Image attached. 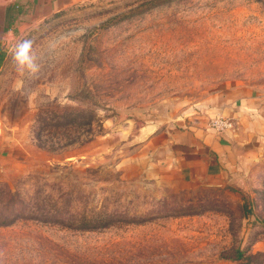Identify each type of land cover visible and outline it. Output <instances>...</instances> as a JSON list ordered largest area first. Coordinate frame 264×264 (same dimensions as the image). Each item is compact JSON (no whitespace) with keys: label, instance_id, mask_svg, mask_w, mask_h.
I'll use <instances>...</instances> for the list:
<instances>
[{"label":"rangeland","instance_id":"374dc122","mask_svg":"<svg viewBox=\"0 0 264 264\" xmlns=\"http://www.w3.org/2000/svg\"><path fill=\"white\" fill-rule=\"evenodd\" d=\"M241 87L264 101V0H102L31 29L0 70V264H264V145L186 187L142 146Z\"/></svg>","mask_w":264,"mask_h":264},{"label":"crops","instance_id":"0c3cea01","mask_svg":"<svg viewBox=\"0 0 264 264\" xmlns=\"http://www.w3.org/2000/svg\"><path fill=\"white\" fill-rule=\"evenodd\" d=\"M100 1L0 0V70L8 51L31 29L60 13ZM222 112L188 129H156L142 146L149 151L148 159L158 166L159 179L186 187L203 179L225 177L255 147L264 145L263 99L246 87L236 88ZM218 114L232 121L230 130L218 133L208 126Z\"/></svg>","mask_w":264,"mask_h":264},{"label":"clouds","instance_id":"9594fccd","mask_svg":"<svg viewBox=\"0 0 264 264\" xmlns=\"http://www.w3.org/2000/svg\"><path fill=\"white\" fill-rule=\"evenodd\" d=\"M31 42L28 40L22 41L15 53V59L18 62V65L22 69H27L29 72H36L38 70V65L33 60L30 55Z\"/></svg>","mask_w":264,"mask_h":264},{"label":"built area","instance_id":"2783aa9c","mask_svg":"<svg viewBox=\"0 0 264 264\" xmlns=\"http://www.w3.org/2000/svg\"><path fill=\"white\" fill-rule=\"evenodd\" d=\"M208 126L216 132L222 133L224 131L230 130L233 127V124L229 118L218 114L209 120Z\"/></svg>","mask_w":264,"mask_h":264},{"label":"trees","instance_id":"16d2710c","mask_svg":"<svg viewBox=\"0 0 264 264\" xmlns=\"http://www.w3.org/2000/svg\"><path fill=\"white\" fill-rule=\"evenodd\" d=\"M243 209H244V211H248L246 204L243 205ZM224 259L231 260V261H234V262H238V261H241V260H244V259H247V258L243 255V253L241 251L236 250L234 255L226 256V257H224ZM238 264H243V263H238Z\"/></svg>","mask_w":264,"mask_h":264}]
</instances>
